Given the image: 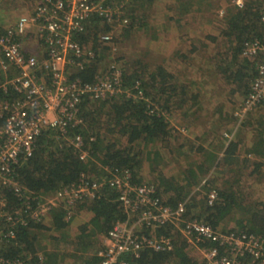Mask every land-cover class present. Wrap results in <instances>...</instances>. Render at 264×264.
<instances>
[{
  "label": "trees",
  "instance_id": "1",
  "mask_svg": "<svg viewBox=\"0 0 264 264\" xmlns=\"http://www.w3.org/2000/svg\"><path fill=\"white\" fill-rule=\"evenodd\" d=\"M144 1L132 0L124 9L122 16L128 18L127 23L110 22L98 14L86 20L84 30L74 39L86 50H92L94 57L86 58L81 68L73 69L72 77L93 82L97 74L101 75L111 49L100 36L112 34V43L126 38L145 18L140 11ZM179 2L183 7L214 3L210 0ZM226 2L221 18L215 20L214 35H205L215 51L197 57L198 67L193 70L197 78L190 77L194 57L183 53L154 63L140 54L125 56V59L113 56L106 67L123 60L122 89L129 90L130 95L124 92L101 99L85 96L79 104L81 122L69 127L66 136L57 129L41 131L31 155L20 156L12 167V177L24 194L38 198L50 196L78 183L82 175L86 181L102 184L94 197L78 200L70 215L63 204L50 209L39 220L22 212L25 224H15L14 236L0 240V257L19 258L29 264H64L67 259H73L68 264H99L101 258L97 251L102 246V238L115 223L126 219L118 194L108 183L115 170H128L132 184L154 189V196L164 205L172 209L183 205L184 217L196 218L217 231L264 237V200L259 197L250 200L240 186L249 168L252 169L247 176L258 174L255 183L264 185L261 170L264 100L243 114L241 110L257 75V65L264 60V49L255 57L243 53L246 45L254 42L264 47V0H242L241 6L230 0ZM13 72L12 68L4 71L0 65V102L18 97L11 86L6 90L2 87L13 77ZM209 78L214 84L216 81L226 84L231 95L241 96L242 101L236 106L230 99L228 109L236 106V111H225L226 107L218 110L219 117L224 112V119L218 118L196 135L191 129L200 123L208 124L197 115L203 108L198 103L203 93V79ZM138 88L141 96L137 95ZM172 119L178 120L177 124L182 127L176 129ZM244 132L252 137L246 147ZM76 135L81 136L82 150L87 152L83 159L69 142ZM193 135L194 138L189 137ZM165 151L169 160L163 154ZM170 160L177 162L176 173L166 169ZM231 175L230 181L227 177ZM211 190L215 191L216 199L208 204L207 194ZM1 198L5 206H0V210L13 213L24 209V197L16 195L11 186L1 187ZM9 226L10 222L0 218V230ZM148 232L146 229L145 233ZM155 233L171 237L170 247L163 251L144 249L138 256L127 255L125 258L130 264H205L199 251L173 225L157 226ZM211 245L205 243V246ZM240 260L242 264H250L247 256Z\"/></svg>",
  "mask_w": 264,
  "mask_h": 264
},
{
  "label": "built area",
  "instance_id": "2",
  "mask_svg": "<svg viewBox=\"0 0 264 264\" xmlns=\"http://www.w3.org/2000/svg\"><path fill=\"white\" fill-rule=\"evenodd\" d=\"M132 0H40L31 13L20 16L14 24L0 27V65L4 71L12 68L13 77L2 84L11 86L18 97L0 102V206L1 187L11 186L22 200L23 210H0V218L10 222L6 230L1 228L0 240L14 236L13 226L25 224L21 213L39 220L55 207L63 204L70 215L75 203L94 197L102 182H89L82 175L79 182L58 190L50 196L39 197L24 194L12 177L13 164L22 155L29 156L37 136L45 128L57 129L66 136L69 127L80 124L79 104L83 97L101 99L119 93L122 89V70L116 62L97 74L93 82H84L72 70L81 68L85 59L94 57L92 50L82 47L74 36L84 30L91 15L98 14L107 21L127 23L124 9ZM241 6L242 0H231ZM264 22V15L262 16ZM30 33L37 41L36 51H28L23 39ZM100 40L111 44L112 34H102ZM114 51L116 48L111 47ZM264 47L259 43L247 44L243 53L255 57ZM134 88H137L134 87ZM130 95V94H128ZM136 95V93H135ZM141 96V91L137 90ZM264 100V60L257 65V75L251 91L242 105V114L257 102ZM85 158L82 138L76 135L69 141ZM118 194L126 219L117 222L104 237L105 243L97 251L99 264H130L127 255L138 256L144 249L163 251L170 247L171 237L156 235L157 226L171 224L202 255L205 264H242L247 256L250 264H264V237L254 234L222 232L183 215V205L176 209L164 205L154 196V189L131 183L128 170L114 171L108 180ZM216 199L211 190L208 204ZM148 229V233L145 230ZM206 242L213 243L205 246ZM0 264H29L19 258L0 257Z\"/></svg>",
  "mask_w": 264,
  "mask_h": 264
},
{
  "label": "rangeland",
  "instance_id": "3",
  "mask_svg": "<svg viewBox=\"0 0 264 264\" xmlns=\"http://www.w3.org/2000/svg\"><path fill=\"white\" fill-rule=\"evenodd\" d=\"M40 0H0V25L5 26V25H12L15 23V21L20 17V16H25L29 13L32 12L34 6L36 3H38ZM211 2H214V5L216 6V9L214 11V20H218L221 18L222 14H223V10L225 8V4L227 3L226 0H210ZM179 2L178 0H145L143 7L140 9L141 12L144 13L145 18L142 20L141 26L137 27L135 26L127 35L126 38H121V39H117V42L114 41L111 44H107L108 47L114 46L116 48V50H112L109 51L111 52L109 54V59L107 58L105 60V65L104 68H106L107 62L112 59L113 56H115V58L119 55L121 56V59H125V56H135L136 54H140L141 56L144 55L145 60L150 61V62H158L160 61L162 58H160V53H159V41L158 39H156L155 41H152V50H150V43L148 42V39L150 37V35L148 34L149 32V25H148V19L150 16H153V19H159L162 18V14L165 13L164 10H161L159 7L160 5H165L170 4L172 5L173 3ZM221 2V5H220ZM231 3H233L230 0ZM234 4V3H233ZM152 12L153 15H149L148 13ZM202 12L200 10H196V13L199 16H202ZM152 21V20H151ZM152 28L151 29H159L156 26H154L155 22H152ZM137 27V28H136ZM158 35V33H157ZM156 35V36H157ZM23 43L24 46L28 47L26 48L28 51H36V47H37V41L35 40V38L33 37V35H31L30 33H28L24 39H23ZM183 47V45H185V43L181 44ZM32 47V48H31ZM31 48V49H29ZM123 56V57H122ZM139 56V55H138ZM192 61V59H191ZM195 61H199L198 58H194V62ZM123 63V60H120V64L119 67L121 68V65ZM193 67V66H192ZM192 71L190 77L192 78H197L198 74L195 75V72H193V70H196L195 68H191ZM189 71V72H190ZM213 79V78H212ZM200 80V79H199ZM205 80V82H204ZM202 81V79L200 80ZM203 87H201V90L203 93H201L200 98L198 99V103L199 106H203V108L201 110H199V114L197 116H201L200 118L202 120H205L206 122L208 121V124L203 125V124H199L196 127H194L193 129H191L192 131L194 130L196 135H199L201 133H203V131L207 130L208 127L212 126L213 122H217L220 118L224 119L225 115L224 112L221 114V117H219L220 115H218L217 111L220 109H224L225 107L227 108L225 111L229 110V109H233V111L235 110L234 108H236V106L241 103L242 99L240 98L241 96L239 95H231V91L229 90L230 88L224 84L221 83L219 81H216V83L214 84V80H211L210 78L208 79V81L206 79H203ZM233 100V104L236 105L234 108L231 107L228 109V107L231 106V100ZM196 106L193 107V109L195 110ZM236 111V110H235ZM259 114L262 113V110L258 111ZM224 115V116H223ZM219 118V119H218ZM213 120V121H212ZM173 124L175 125L174 127L177 128H181L182 125L177 124L178 120H174L172 119ZM216 125V124H215ZM183 133V132H181ZM187 133V132H186ZM221 134H223V130L220 131ZM191 138H194L193 136H189ZM251 134L249 132H244L243 134V142H244V146H248L250 140H251ZM198 142V141H197ZM163 154L166 156V158L169 160L170 156L167 155L166 151L163 152ZM181 161V160H180ZM177 162L175 161H169V164L166 165V169H169L172 173L173 172H177L178 169V165L176 164ZM182 162H180L181 164ZM249 168L248 171L246 172V174L243 176L242 182L240 184V186L244 187V192L247 195V197H249L250 200H254L255 198H261L264 200V188L262 184H256L255 182L257 181V176L258 174L252 175V176H247L248 172L250 171ZM261 170L264 172V166L261 168ZM229 178L228 180H232L233 176H229L227 177ZM263 183H264V178H263ZM259 194V195H258ZM81 215H84V213L82 212ZM73 229L70 228V232L73 235ZM49 235V233H48ZM47 239V238H45ZM42 243H45V240H42ZM105 243L104 238H102L101 241V247H103ZM70 262H73V259H67L66 261H64V264H68Z\"/></svg>",
  "mask_w": 264,
  "mask_h": 264
},
{
  "label": "crops",
  "instance_id": "4",
  "mask_svg": "<svg viewBox=\"0 0 264 264\" xmlns=\"http://www.w3.org/2000/svg\"><path fill=\"white\" fill-rule=\"evenodd\" d=\"M159 8L164 10L165 13L162 14V18L157 20L153 19V16L149 17L148 25L150 30L148 34L150 37L148 42L150 43V50H152V41L158 39L160 58L175 56L177 53L178 55L183 53L192 58L205 57L215 51L213 43L205 38L206 34L214 35V30H217L214 26L215 20L213 18L216 9L214 3H207L202 6L192 5V7L185 5L183 7L181 2H176L172 5L167 3L160 5ZM200 9L203 11L202 16L196 13V10ZM148 14L153 15L152 12ZM152 22H155L154 26L159 29H151ZM182 43H185L183 47H181ZM198 62L195 61L191 65L193 66L192 68L197 70Z\"/></svg>",
  "mask_w": 264,
  "mask_h": 264
}]
</instances>
